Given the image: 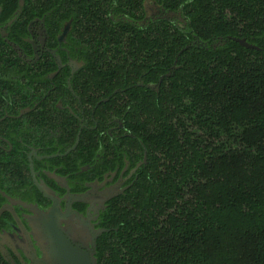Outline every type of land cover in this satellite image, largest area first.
Returning <instances> with one entry per match:
<instances>
[{
  "label": "flooded vegetation",
  "instance_id": "obj_1",
  "mask_svg": "<svg viewBox=\"0 0 264 264\" xmlns=\"http://www.w3.org/2000/svg\"><path fill=\"white\" fill-rule=\"evenodd\" d=\"M191 3L0 0V264H42L63 241L98 264L112 210L167 159L131 104L158 100L188 51L262 52L200 36Z\"/></svg>",
  "mask_w": 264,
  "mask_h": 264
},
{
  "label": "trees",
  "instance_id": "obj_2",
  "mask_svg": "<svg viewBox=\"0 0 264 264\" xmlns=\"http://www.w3.org/2000/svg\"><path fill=\"white\" fill-rule=\"evenodd\" d=\"M191 4L200 36L254 37L262 52L188 51L158 100L131 104L167 159L112 210L98 264H264V0Z\"/></svg>",
  "mask_w": 264,
  "mask_h": 264
},
{
  "label": "water",
  "instance_id": "obj_3",
  "mask_svg": "<svg viewBox=\"0 0 264 264\" xmlns=\"http://www.w3.org/2000/svg\"><path fill=\"white\" fill-rule=\"evenodd\" d=\"M240 43L245 45L243 40ZM46 247L47 258L46 261L41 262L42 264H96L94 257H89L87 253L78 247H71L64 241L56 249L53 247L52 242H48Z\"/></svg>",
  "mask_w": 264,
  "mask_h": 264
}]
</instances>
